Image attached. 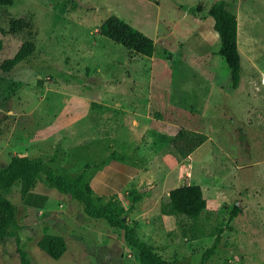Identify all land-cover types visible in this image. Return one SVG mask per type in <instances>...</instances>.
Wrapping results in <instances>:
<instances>
[{
  "label": "rangeland",
  "instance_id": "obj_1",
  "mask_svg": "<svg viewBox=\"0 0 264 264\" xmlns=\"http://www.w3.org/2000/svg\"><path fill=\"white\" fill-rule=\"evenodd\" d=\"M218 1L222 0H0V169L14 153L25 154L42 158L57 176L75 179L85 172L91 188L94 177L109 175L104 168L112 156L122 157L114 161L146 175L115 201L125 209L132 207L126 214L128 224L139 240L161 247L164 259L176 261L182 256L181 264H264V0H223L237 20L242 79L236 90L228 89L224 60L223 66L213 69L209 55H200L186 44L183 54L167 65L163 49L166 38H216L199 26ZM110 15L155 42L159 77L146 76L147 64L145 76L135 74L142 61L128 64L129 51L98 34ZM23 46L29 48L28 55L9 70L1 69ZM180 73L186 78L197 74L213 93L195 102L184 94L189 101L182 103L184 111L193 116L186 128L196 132L183 129L184 135L171 143L172 150L158 151L134 127L136 122L146 126L148 118L159 117L162 109L156 102L138 103L137 89L157 86L161 91L169 86L177 97L183 91L165 79L179 78ZM18 138L24 141L21 151L12 149ZM215 182L222 186L223 196H213ZM185 184L199 185L211 208L201 215L194 231L186 217L161 214L167 193ZM20 187L15 182L3 194L22 208ZM34 190L63 203L65 211L63 217L54 214L31 236L26 230L19 233L31 264H67L75 244L71 233L111 230L106 221L88 219L80 204L62 202L43 184ZM133 191L156 195L133 204ZM235 207L243 212L234 216ZM47 226L61 230L68 241V251L59 260L37 247ZM112 230L122 237L121 231ZM193 235L198 238L192 239ZM217 236L220 242L214 254L205 257ZM16 248L13 239L0 240V264H21ZM121 251L122 258L139 264L124 242Z\"/></svg>",
  "mask_w": 264,
  "mask_h": 264
},
{
  "label": "trees",
  "instance_id": "obj_2",
  "mask_svg": "<svg viewBox=\"0 0 264 264\" xmlns=\"http://www.w3.org/2000/svg\"><path fill=\"white\" fill-rule=\"evenodd\" d=\"M208 16L213 21V29L220 41L218 53L227 67L228 89L236 90L242 79L241 56L239 47H237L236 16L229 8V4L223 0L211 6ZM97 32L114 43L122 45L132 55L151 58L154 54L153 40L117 16H108ZM29 52V48L23 46L12 59L3 63L1 69L9 70L22 61ZM183 135L184 132L180 131L170 143H175ZM120 158L122 157L113 155L112 161H119ZM85 178V172L75 179L57 176L42 158H28L27 156H13L8 165L0 170V240L6 238L14 240L21 264H31L28 253L24 250L25 243L19 238L23 226L17 222V206L3 194V191L10 189L15 182H20L22 197L43 184L46 189L55 192L62 202L76 201L83 207L86 216L91 219H102L110 228L121 231L124 243L134 250L139 264H175L164 259L152 245L137 238L134 228L128 224L126 219L127 211L131 210V206L125 209L114 198H109L100 204L104 198L92 192ZM131 194L133 204L148 196V193L137 191ZM206 206L207 202L202 188L195 184H185L169 191L168 201L161 205V214L186 217L192 221L191 229L194 231ZM239 211L235 207L234 216ZM200 232L197 231V233ZM219 242L220 236H217L205 257L214 254ZM37 247L53 260H59L66 251V243L62 237L46 233L38 240Z\"/></svg>",
  "mask_w": 264,
  "mask_h": 264
},
{
  "label": "crops",
  "instance_id": "obj_3",
  "mask_svg": "<svg viewBox=\"0 0 264 264\" xmlns=\"http://www.w3.org/2000/svg\"><path fill=\"white\" fill-rule=\"evenodd\" d=\"M208 10L206 13V17L204 19V24H200L199 27L201 28L205 26L207 28L208 33H210L211 35L215 34L216 38L214 36H198L192 38L189 37L187 39H183V38L180 39L179 37H172L171 39L166 38L164 40L165 42L163 45L165 47H163V49L166 50L168 54L166 58V61L168 62L167 65L172 63L178 54L179 56H181L184 51V46L186 44H189L190 46H192L193 50L198 52L200 55L202 54V55L210 56L209 57L210 64L213 69H217L219 68V66H223L224 63L223 58L220 55H218L219 54L218 51L220 48V41L217 33L213 29V21L208 16ZM194 38L196 40L192 41ZM238 43L239 42H238V29H237V44ZM172 46H175L176 50L174 49L172 50L171 49ZM128 54L130 56L128 60V64H130L131 60L134 59H140V61H142L141 69L139 70V72L134 70L135 74L139 73V76L142 75L145 76L146 69L144 66L145 64H147L149 65V68H148V75L146 76L149 79L152 76L159 75L155 72L156 70L155 68L157 66L155 61V51L151 58L142 57V56L140 58V56L132 55L130 54V52ZM142 70H144L145 74L142 72ZM162 70L163 69L160 70V75L164 76L165 74L162 72ZM123 71L127 72L125 69H123ZM197 76H198L197 74H192L190 78H186L185 73L183 74L180 73L179 78L167 76L170 77L165 79L168 85L176 84L173 86H176V89L183 91L181 93H178L179 95H177V97H174L173 93H170L172 92V90H169L170 89L169 86L167 89L159 88L161 89V91L156 90L158 89L157 86L155 87L143 86L137 89V94L139 96H136V101L138 103L149 104L150 102H156L161 105V106L159 105V107H161L162 109L159 117L151 116L150 118H148V123L146 126L143 125L140 127L139 124H137L136 122V126L134 127L135 133H144L148 137V140L155 143V146L158 151H163L168 149L172 150V145L170 141L173 138H175L176 135L183 129H188V130L193 129V128H186L187 127L186 125H189L190 119H192L193 116L189 114L190 112L186 113L184 111L185 105L182 103L184 102L186 104L191 99H193L191 100L193 102L197 100L204 101L202 99L203 98L206 99L207 95L211 97V93H213L211 90L213 88L204 87L201 83V80ZM226 78H227V67H226V73L224 79ZM131 79H135V77L133 78L128 76V80ZM120 89L121 92H124L123 87L120 86ZM141 93L143 95H141ZM185 93H189L188 96L189 101H186L187 97L184 96ZM173 101L176 103H171ZM182 106L184 107L182 108ZM191 131L196 132L195 129ZM11 139H13V137L7 140L8 145ZM17 142L18 144L12 149L16 148L19 151H21L23 148H25L23 144L24 141L22 139L18 138ZM13 156H27V155L25 154L16 155L14 153ZM10 160L11 157L9 158L8 161L5 162L6 165H8ZM104 170H106L109 173V175L105 176L104 174H100L94 177L91 180L92 184L90 189L92 190L93 193H96V195L106 199L109 198L115 199L116 196H118L124 190L130 188L132 184L143 182V177L144 175H146V173L142 170H137L133 166L115 161H111L110 163H108L105 166ZM221 187L222 186H220V184H217V182L214 183V186H212L213 196H219V197L223 196L224 193H222ZM134 188L135 187H133V189ZM147 193H148V196H146L148 197L147 199L155 198L156 195L155 193L152 195L150 194V192ZM27 195L28 198L25 197ZM203 195L205 196L204 191H203ZM25 196H23L20 201L22 208L16 205L18 209L17 222L19 225L23 226V232L26 230L29 231L28 233L29 235L35 234L38 226H40L41 224L46 225V223L50 221V219L54 214L56 215V217H63L65 211L64 210L65 206L63 205V203H61L54 197L48 196L45 193V191L40 190L36 192L35 190H33L28 194H26ZM206 202H207V206L205 212L211 209L207 200ZM217 203L218 202L214 204L218 205ZM240 204L241 201H238L237 206H239ZM241 212H243V210ZM86 217L88 219H91L88 216ZM91 220H98V219H91ZM60 231L61 230L56 232L51 227L47 226L43 229V234L46 233L48 235L60 236V237H62L63 235L64 237L62 238L64 239L65 243H67L68 241L65 239L66 236L62 234V231L60 233ZM63 231L65 232L64 228ZM71 234L75 239V244L73 245L74 249L72 250V252H70L71 255L68 256L69 262L67 264H133L129 259L127 260L126 258H122L121 245L122 242L124 241L121 235L119 234V232H115V230H112V228L109 231L93 230L90 228H86L85 230H76ZM197 236L192 237V239L194 240L197 239L198 238ZM24 240H26V238H24ZM150 245L152 244L150 243ZM153 247L155 248L156 252L162 254L160 251L161 247L158 248H156L155 246ZM67 249L68 248L66 244V251H68ZM181 258L182 256H178L176 258L177 259L176 261L173 259L170 260L173 261L175 264H181V262H179Z\"/></svg>",
  "mask_w": 264,
  "mask_h": 264
}]
</instances>
